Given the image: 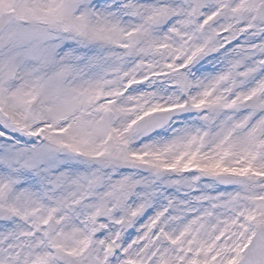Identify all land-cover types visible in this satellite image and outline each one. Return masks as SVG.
Segmentation results:
<instances>
[{
  "label": "snow or ice",
  "instance_id": "1",
  "mask_svg": "<svg viewBox=\"0 0 264 264\" xmlns=\"http://www.w3.org/2000/svg\"><path fill=\"white\" fill-rule=\"evenodd\" d=\"M0 264H264V0H0Z\"/></svg>",
  "mask_w": 264,
  "mask_h": 264
}]
</instances>
